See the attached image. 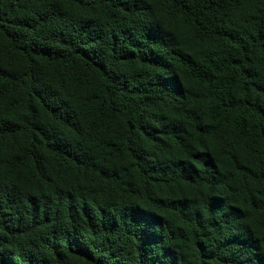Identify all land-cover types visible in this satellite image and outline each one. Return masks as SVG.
I'll list each match as a JSON object with an SVG mask.
<instances>
[{
  "label": "trees",
  "instance_id": "trees-1",
  "mask_svg": "<svg viewBox=\"0 0 264 264\" xmlns=\"http://www.w3.org/2000/svg\"><path fill=\"white\" fill-rule=\"evenodd\" d=\"M0 264H264V0H0Z\"/></svg>",
  "mask_w": 264,
  "mask_h": 264
}]
</instances>
